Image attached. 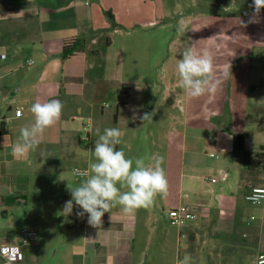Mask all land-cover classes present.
Returning a JSON list of instances; mask_svg holds the SVG:
<instances>
[{"label": "crops", "instance_id": "1", "mask_svg": "<svg viewBox=\"0 0 264 264\" xmlns=\"http://www.w3.org/2000/svg\"><path fill=\"white\" fill-rule=\"evenodd\" d=\"M163 1L0 0V210L3 215L0 227L15 226L13 218L20 206L26 205L31 177L40 184L36 189L51 206L46 217L31 224L38 240L33 246L23 248L24 264H177L186 253L191 254V240L199 237L201 242L200 234L204 232H214L217 239L221 238V248L231 251L225 260L236 262L249 249L253 250L251 259L237 264H256L258 256L264 253V204L260 205L258 215L244 213L232 204L237 189H243L245 195L253 187L264 188V174H252L250 186L243 187L241 155L236 148V136L243 135L247 151L264 149V9L259 22L247 27L240 22H247L251 13L206 15L189 22L193 44L198 50L208 48L212 52L216 76L221 80L220 90L211 101L207 95L198 99L188 97L180 87L178 61L172 56L164 58L159 52L153 62L162 64L153 74L163 89L161 100L171 106L173 114L168 116L172 129L167 137L177 135L182 141L187 176L182 189L186 187L193 192L191 186L203 185V180L212 179L210 174H217L226 183L214 191L230 209L214 210L212 214L209 210L197 222L174 234L161 230L159 208L170 205L168 211L178 209L181 207L178 197V200L155 201L149 208L141 207L128 214L117 205L111 213L104 214L98 227L88 223L86 214L83 217L71 214L61 220L59 210L55 209L57 195H52V191L56 192L58 160L71 163L76 154L69 152L68 146L76 144L89 149L93 139L91 130L87 138L74 131V115L67 114L73 112L75 101L83 98L92 83L109 81L108 68L101 60L103 50L99 49L112 44L108 38L111 24L105 13L111 12L119 26L113 31L115 35L132 32L148 38L154 35L149 28H158L163 35L168 31L170 19ZM74 37L86 41L83 91L79 95H61L62 47L64 41ZM148 51H131L128 56L126 47L122 50L118 65L116 62L118 79L114 90L125 101L117 105V111L119 107L131 106L140 73L132 77L135 81L125 75L130 76L127 73L137 66L139 58L148 60L151 55ZM229 63L232 77L224 78L221 69ZM54 98L63 103L60 119L45 130L35 150L26 157L13 156L11 146L18 141L20 129L34 123L31 105ZM17 111H21L20 117L16 116ZM173 141H169L170 145ZM205 150L215 153L204 160ZM211 159L216 162L211 163ZM89 162L90 158L88 165ZM202 222L207 224L200 225ZM185 235L188 250L182 251L180 245ZM4 241L20 246V233ZM154 245L150 260L146 253ZM215 257L197 252L193 264H201V258L203 264H222Z\"/></svg>", "mask_w": 264, "mask_h": 264}, {"label": "rangeland", "instance_id": "2", "mask_svg": "<svg viewBox=\"0 0 264 264\" xmlns=\"http://www.w3.org/2000/svg\"><path fill=\"white\" fill-rule=\"evenodd\" d=\"M164 11L169 16L168 31L161 34L158 28H149V32H154L153 36L148 35V38H144L147 35H138L130 32V34L121 33L115 35L110 27L108 38L112 42L111 46L103 47L99 49L103 51L101 60L106 66L109 81L92 83L86 94L82 99H78L74 103L73 112L74 115L72 129L79 132L81 137L87 138L88 130L93 132V139L87 147L72 144L68 146V150L73 151L76 154L74 160L70 163H66V160H58V178L56 184V192L52 191V195H57L56 198V210H59V218L63 220V213L61 212L64 203L71 199L68 185L76 187L79 186L88 177L79 176L77 170H88V158L90 162H96L93 153L90 150H94L95 139H97V130L102 134L105 128L116 127L119 128L123 135L121 137V143L117 145V150H123L127 158L135 159L137 157H153L163 156L164 163L162 167L165 170L168 180L170 191H168L167 197L157 195L155 201H161L165 198H180V205L188 208H202L206 213L216 211H225L230 209L229 204L218 198L214 189L219 186H224V181L217 174H210L212 179H215L216 183H212L209 179L208 182L203 180L201 183L191 186L193 192H189L184 183L186 182V169L184 168V154L182 149V141L177 137H167L168 131L172 129L171 121H169L170 107L164 104L162 98V86L161 83H156L157 75L153 74L162 67L161 62L159 64H153L157 54L162 53L164 58L167 55L172 56L179 62L182 59L181 52L187 46H192L193 41L189 35L191 26L189 24L193 19L204 17L206 15H219V16H246L245 13H252L253 9L250 7L253 0H164ZM263 10V9H262ZM156 18V16H155ZM111 26V25H110ZM117 29V28H116ZM126 47L128 56L131 51H146L151 54L148 56V60L145 61L144 57L139 58L137 66L132 69L130 75L126 78L132 80L133 76L140 73L139 82H137V91L131 106L128 108H121L117 111V105L121 101H125L120 92L116 93L114 90V84L117 83L116 78L118 74L116 71V62L119 60V56L122 55V50ZM129 59V57H128ZM138 59V58H137ZM155 63V62H154ZM118 65V62H117ZM135 71V74H134ZM153 74V75H152ZM148 76V79H147ZM135 83V82H133ZM154 84V86H151ZM148 85L151 87L148 88ZM158 86V87H157ZM149 112L154 113L152 121L143 122L139 119V115ZM116 113L118 120L115 121ZM134 113L137 115L135 121H133ZM173 115V114H171ZM69 120V119H68ZM181 130V128H180ZM170 140H174L171 145ZM83 150H89L86 153ZM206 153V154H205ZM202 157L204 160L208 159L210 153H215L212 150H205ZM168 157V158H167ZM148 161H146L147 163ZM211 163H215V159H211ZM168 163V164H167ZM168 165V166H167ZM135 167V164H133ZM91 174V173H90ZM209 175V174H208ZM205 177H208L207 174ZM206 179V178H205ZM246 185L250 186V180L252 175H246ZM30 194L26 200V205H21L17 210L13 220L15 226L12 228L0 227V239L6 240L9 237L16 236L23 229H31V224L36 223L39 219L46 217V210L51 206L49 202L42 199V193L37 191L36 180L30 178ZM183 182V183H182ZM117 187L120 188V184L117 183ZM121 191H127L126 188H121ZM228 196L232 198L231 194ZM178 197V198H177ZM183 199V201H182ZM232 204L235 209L241 210L248 214H257L260 212V206H253L245 201L244 190L237 189L232 198ZM119 206V205H118ZM121 208V206H119ZM172 206L160 205V226L161 230L167 234H174L177 232V228L170 224L167 218L168 209ZM51 210V209H50ZM77 206L74 205L73 213L75 217L77 211H80ZM168 211V212H167ZM246 215V214H245ZM203 214H197L194 222H197L199 218H202ZM3 219L2 212L0 210V222ZM13 221V222H14ZM207 222H202L200 225H206ZM248 224V219H247ZM255 224V223H253ZM33 230V229H31ZM202 236L201 242L199 237L195 240H191L190 253L193 257L197 252H202L204 255L211 253L214 254L222 264H237L248 261L253 255V250L247 249L240 260L231 262L230 259H226V256H230V250L222 249L220 242L221 238L217 239L215 233L204 232L200 234ZM264 237V236H263ZM244 240H247L244 238ZM9 242V241H8ZM181 250H188L187 242L182 239ZM155 245L149 249L146 253L148 257L155 251ZM175 253L173 254V256ZM175 259V257H172ZM182 259V257L180 258ZM223 260V262H222ZM209 264V262H207ZM248 263V262H247ZM172 264V263H171ZM174 264V263H173Z\"/></svg>", "mask_w": 264, "mask_h": 264}, {"label": "clouds", "instance_id": "3", "mask_svg": "<svg viewBox=\"0 0 264 264\" xmlns=\"http://www.w3.org/2000/svg\"><path fill=\"white\" fill-rule=\"evenodd\" d=\"M250 7L253 11L249 20L240 22L243 27L259 22L264 0H253ZM181 56L182 59H179L177 64L180 87L190 99L207 95L211 101L220 90L221 83L220 78L216 76L212 52L208 48L198 50L196 45H192L184 48ZM221 75L224 78L232 77L230 63L221 69ZM62 109L63 103L55 98L33 103L30 111L34 115V123L20 129L18 141L11 146L12 155L26 157L30 151L35 150L40 145L45 130L60 119ZM153 115L154 113L145 112L139 119L143 122L152 121ZM136 118L137 115L134 113L133 119ZM122 135V131L116 127L105 128L102 134L97 130L98 138L95 139L94 150H90L96 162H89L88 170H77L79 176L88 177L79 186L68 185L71 199L62 207L61 212L64 216L71 215L75 205L81 209L76 212L78 217L87 214L88 223L98 227L102 224L104 214L111 213V209L117 205L128 214L141 207L153 206L157 195L162 197L168 195V180L162 167L164 157L127 158L125 152L122 149L117 150L116 147L121 143ZM83 151L86 153L89 150ZM117 183L120 184V188L117 187ZM121 188H126L127 191L122 192ZM183 239L186 240L187 236L185 235ZM0 255L6 257L8 264H16L17 260L23 258L18 248L11 247H0ZM177 264H193V257L186 253L182 259L177 260Z\"/></svg>", "mask_w": 264, "mask_h": 264}, {"label": "trees", "instance_id": "4", "mask_svg": "<svg viewBox=\"0 0 264 264\" xmlns=\"http://www.w3.org/2000/svg\"><path fill=\"white\" fill-rule=\"evenodd\" d=\"M105 16L112 29L119 28L111 12ZM86 41L84 38L74 37L64 41L61 53V95H79L83 91L84 56ZM236 148L241 155L242 183L246 189V175L264 174V149L258 152L245 149V136H236Z\"/></svg>", "mask_w": 264, "mask_h": 264}, {"label": "built area", "instance_id": "5", "mask_svg": "<svg viewBox=\"0 0 264 264\" xmlns=\"http://www.w3.org/2000/svg\"><path fill=\"white\" fill-rule=\"evenodd\" d=\"M4 58V56H3ZM19 112V114H18ZM16 116H21V111L16 112ZM212 183L215 182L214 179L211 180ZM249 197H255V199H249ZM244 199L246 202L253 206H260L264 204V188L263 187H253L249 191H247L244 195ZM202 208H188V207H179L178 209H174L168 212L167 216L170 221V224L177 228L183 229L186 228L190 223L194 222L197 214L206 213ZM87 215V214H86ZM88 219V216H87ZM38 240V233L31 229H23L20 232V246H13L5 243L4 240L0 239V247H11L18 248L20 252L23 254L22 260H17L16 264H24L25 262V254L23 252V248L33 246ZM25 241L27 242L25 244ZM0 264H8V260L4 255H0ZM256 264H264V253L260 254L256 260Z\"/></svg>", "mask_w": 264, "mask_h": 264}]
</instances>
